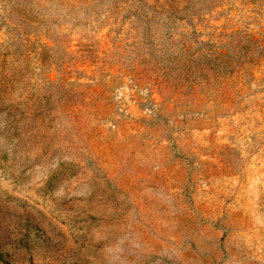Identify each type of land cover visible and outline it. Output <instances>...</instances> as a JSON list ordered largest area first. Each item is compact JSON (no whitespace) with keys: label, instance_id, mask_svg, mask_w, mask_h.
I'll use <instances>...</instances> for the list:
<instances>
[{"label":"rangeland","instance_id":"1","mask_svg":"<svg viewBox=\"0 0 264 264\" xmlns=\"http://www.w3.org/2000/svg\"><path fill=\"white\" fill-rule=\"evenodd\" d=\"M125 1L0 0V264H264V55L222 80L163 75ZM13 6L43 30L16 36ZM193 24L174 36L194 48L264 46V0H217ZM55 39L73 52L61 76L36 55ZM47 79L65 85L57 118L35 115Z\"/></svg>","mask_w":264,"mask_h":264},{"label":"trees","instance_id":"2","mask_svg":"<svg viewBox=\"0 0 264 264\" xmlns=\"http://www.w3.org/2000/svg\"><path fill=\"white\" fill-rule=\"evenodd\" d=\"M216 1L217 0H202L199 6L191 4V0H154L153 4L149 3V0L125 1V3L131 4L127 11L130 19L132 18L131 23L133 24V28L139 31L141 37L139 43H134L136 46L135 50L137 52L141 49L147 50L144 58L141 60L142 64L145 63L147 66H151L152 68L155 67V70L163 75H167L169 72L173 71L179 76L185 75L188 79L193 76L195 79L209 82L213 75H215L217 80H222L226 76L236 73L246 64L258 63L263 58L264 46L258 40L250 36L248 37L247 35L239 36V33H233L228 42L220 43L219 45H215L209 41H199V43H197L198 48H194L191 44L187 43V41L174 36L177 21H187L189 26L195 25L193 22L196 16L198 15L200 17L201 12H209L211 6L216 4ZM24 11L25 10L19 6H13V24L16 36L19 37L23 35L25 27H29L34 32L42 31V21H37L35 19V25L26 24ZM156 18H158V21L155 22ZM154 23H159L167 28L164 37L161 36L159 39L161 43L152 39V28ZM119 27H117L118 30H120ZM112 28L116 31L114 25ZM45 32L46 35L50 36L47 31ZM195 33L196 31H194V34ZM164 41L167 43L173 41V46L176 49L170 52L169 47L165 46ZM53 45L54 47L43 45L42 50L40 52L37 51L36 55L42 59V61H46L53 57L54 61L50 66L54 65V71L61 76L65 68L64 60L71 59L73 52L69 50L67 40L55 39ZM199 45L204 48L199 47ZM21 46L23 47L24 53L28 51L25 43H21ZM18 47L15 50L13 49V53L18 50ZM85 47L84 44L80 45L82 53L88 54L93 52L95 54L98 53L100 44L98 42V45L93 51L85 50ZM56 48H62L63 54L61 56H52L51 52ZM59 80H46V84L43 86L46 92L44 103H40L37 106L35 115L52 116L53 113L59 109L61 101L60 99L57 101L54 100L52 94L53 91L64 89L65 85ZM192 87L193 86L189 88ZM76 98V94H70L66 103H74L77 100ZM57 117L58 116H52V118Z\"/></svg>","mask_w":264,"mask_h":264}]
</instances>
